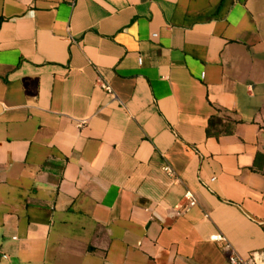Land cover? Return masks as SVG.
Returning a JSON list of instances; mask_svg holds the SVG:
<instances>
[{
    "label": "crops",
    "instance_id": "crops-1",
    "mask_svg": "<svg viewBox=\"0 0 264 264\" xmlns=\"http://www.w3.org/2000/svg\"><path fill=\"white\" fill-rule=\"evenodd\" d=\"M231 250L264 260V0H0V264Z\"/></svg>",
    "mask_w": 264,
    "mask_h": 264
},
{
    "label": "built area",
    "instance_id": "built-area-1",
    "mask_svg": "<svg viewBox=\"0 0 264 264\" xmlns=\"http://www.w3.org/2000/svg\"><path fill=\"white\" fill-rule=\"evenodd\" d=\"M153 35H155V34H153ZM139 61H141V59ZM203 75H204V73L201 74V76H203ZM97 83L104 90H106L109 93H112L111 87L108 84H106L103 80H101L100 78L97 79ZM75 122H76V125L78 127H81L85 124L86 120L85 119H76ZM162 169L170 177L176 179L175 172L170 165L164 164L162 166ZM184 199L186 200V206L183 207V209L181 211H184V210L188 209L189 207L196 204V200H195L193 194L188 190L184 193ZM211 239L212 240H223L224 242L226 241L224 236L221 235L220 233L213 234L211 236ZM229 247H230L229 243L225 242V248L229 249ZM263 255H264V250H263ZM228 260H229L230 264H264V260H261L259 258V256L257 255V253H254L251 256L242 257V256L238 255L236 252H234L233 250L230 251V254L228 255Z\"/></svg>",
    "mask_w": 264,
    "mask_h": 264
},
{
    "label": "trees",
    "instance_id": "trees-1",
    "mask_svg": "<svg viewBox=\"0 0 264 264\" xmlns=\"http://www.w3.org/2000/svg\"><path fill=\"white\" fill-rule=\"evenodd\" d=\"M212 122H213V119H211V120L209 121V124L211 125ZM207 133H208V134L212 133L211 130H210L209 128H207Z\"/></svg>",
    "mask_w": 264,
    "mask_h": 264
}]
</instances>
